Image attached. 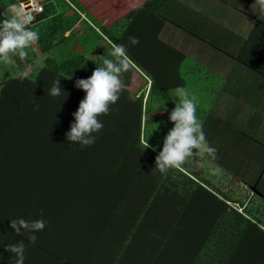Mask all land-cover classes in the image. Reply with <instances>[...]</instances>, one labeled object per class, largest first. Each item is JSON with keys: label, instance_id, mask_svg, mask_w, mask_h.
<instances>
[{"label": "trees", "instance_id": "obj_1", "mask_svg": "<svg viewBox=\"0 0 264 264\" xmlns=\"http://www.w3.org/2000/svg\"><path fill=\"white\" fill-rule=\"evenodd\" d=\"M15 3L16 0H0V22L12 17L10 9ZM42 4L44 12L26 27L38 32L44 62L38 66L31 57L35 50L29 47L26 59L13 56L6 71L0 68V74L9 77L0 82V264H15V254L5 251L4 245L21 240L26 245L24 263L28 256L31 258L33 247L44 250L49 258L56 252L38 242L31 244L29 232L16 234L10 220L43 218L47 226L36 233H48V227L66 231L64 237L58 233L62 250L78 252L68 232L77 226L73 233H84L86 220L74 210L91 218L93 206L112 197H117L115 204L124 208L129 202L127 194H131L128 199L137 197L136 206L141 205V197L146 208L164 204L183 220L192 222H187L184 235L188 231L194 238L193 257L201 252V257L210 253L216 264H264V207L249 206L250 199L236 198L199 180L187 166L163 174L153 170L162 146L150 129L155 128L159 135L160 129L173 123L166 121L169 115L149 113L163 108L159 101L168 94L167 84L174 83L167 76L170 71L162 70L164 79L159 75L161 70L151 71L155 76L146 102L143 96L132 93L130 72H123L122 93L110 114L99 117L104 127L96 134L95 144L81 148L66 139L65 134L75 122L73 113L86 95L74 86L75 81L89 78L96 67L102 66V59L99 58L100 65L95 58L104 40L101 31L117 44L124 42L110 30L99 31L86 22L82 32H76L79 17L75 11L66 14L73 8L65 0H45ZM68 29L71 31L65 36ZM127 50L129 56L137 58L128 47ZM105 58L111 59V54ZM14 68L20 72L15 77L11 72ZM24 71L30 73L27 78H22ZM56 79H60L68 95L53 98L48 94ZM183 81L180 75L176 83ZM37 105L38 110H34ZM201 116L197 112L198 120ZM146 142L158 146L156 151L145 148ZM197 208V215L194 211L190 217Z\"/></svg>", "mask_w": 264, "mask_h": 264}, {"label": "crops", "instance_id": "obj_2", "mask_svg": "<svg viewBox=\"0 0 264 264\" xmlns=\"http://www.w3.org/2000/svg\"><path fill=\"white\" fill-rule=\"evenodd\" d=\"M65 1L73 8L66 14L75 11L79 17L76 32H82L86 22L123 39V45L137 57L130 56L134 66L128 70L129 87L137 82L134 94L143 96L144 102L153 86L151 71L161 70L164 79V69L170 71L167 76L174 83L167 84L168 94L159 101L166 100L169 107L159 111L170 114L175 108L178 86L196 97L203 131L217 154L215 159L207 153L189 157L182 167L193 169L196 178L224 193H235L233 189L240 184L245 201L259 196L264 203V13L254 0ZM101 35L104 40L95 56L100 65L99 58L111 54L112 44H117L102 31ZM129 36L138 37L139 44L130 45ZM31 47L36 53L31 57L41 66L44 50L38 42ZM19 74L16 69L15 76ZM180 75L185 81L176 83ZM130 195L121 193L129 201L124 208L115 204L117 197L93 206L91 218L74 210L86 220L84 233H73L77 226L68 232L78 252L62 250L58 238L66 231L48 227V233H35L36 242L56 251L55 255L49 258L44 250L33 247L24 264H216L210 253L193 257L194 238L188 231L184 235L187 222H192L164 204L146 208L141 197V205L136 206L137 197L128 199ZM194 211L195 215L199 212L193 210L190 217Z\"/></svg>", "mask_w": 264, "mask_h": 264}, {"label": "clouds", "instance_id": "obj_3", "mask_svg": "<svg viewBox=\"0 0 264 264\" xmlns=\"http://www.w3.org/2000/svg\"><path fill=\"white\" fill-rule=\"evenodd\" d=\"M254 5L264 13V0H254ZM38 40V32L26 27L22 13L17 12L11 18L0 22V63L11 62L13 56H19L21 60L26 59L28 55L26 50ZM128 41L132 46L139 44V38L135 36H129ZM111 57V59L102 58V66L96 67L89 78L75 81L74 86L83 90L86 95L80 101L77 111L73 113L75 122L71 123L70 131L65 136L68 141L79 144L81 148L95 144L98 139L96 134L104 127L99 117L110 114L112 105L117 103L123 90L120 76L134 66L126 45L113 43ZM29 75L28 71H24L22 78H27ZM64 93L67 92L60 86V79L54 80L48 94L57 98ZM175 94L179 102L168 117L173 127L164 138L162 150L155 158L153 169L161 174L170 169H181L189 157L207 153L215 159L217 154V149L210 146L206 139L203 122L198 120L196 97L183 86H178ZM38 107L37 105L34 110H38ZM149 147L156 151L158 146L146 142L145 148ZM40 215L43 217L42 212ZM46 226L47 221L43 218L32 221L23 218L10 220V227L16 234L32 233L28 241L33 245L37 240L35 233L44 230ZM25 247L23 240L4 245L5 251L15 254V264H24Z\"/></svg>", "mask_w": 264, "mask_h": 264}, {"label": "rangeland", "instance_id": "obj_4", "mask_svg": "<svg viewBox=\"0 0 264 264\" xmlns=\"http://www.w3.org/2000/svg\"><path fill=\"white\" fill-rule=\"evenodd\" d=\"M13 7H15V6H13ZM11 65V64H10ZM9 65V66H10ZM6 66H7V64H4V63H0V68H6ZM12 72V74L15 76L16 75V68H14V70L13 71H11ZM7 78H9V77H5V76H3V75H0V80L1 81H4L5 79H7ZM134 81H137V79L136 80H133V82ZM136 83L137 82H135L134 84H132V86H130L129 87V89L132 91V93H134V91H136L138 88H139V86H136ZM170 96V95H169ZM162 103H164V104H161V106L162 107H169V104L168 103H166V100H164ZM164 110L163 111H152V112H150L149 113V116H154V115H159V116H162L163 114H164ZM165 115H169V113L168 114H165ZM166 121L168 122V123H170V121H169V119H166ZM173 126H169V127H164V128H162V129H160L159 131H161V133L159 134V135H157V134H155V128H151L150 130H151V134H152V137L154 138V139H157L159 142H160V144H161V146L163 147V141H164V138H165V136L167 135V133H168V131L172 128ZM224 186H225V184H224ZM228 186V185H227ZM240 184H239V186L237 187V188H234L233 189V191H235V193H233V195H234V197H236V198H241V199H243L244 200V198H245V196H246V192L245 191H243V190H241L240 189ZM250 191V190H249ZM250 200H253L254 201V203H253V201L250 203L249 202V206H251V204H254V205H256V206H258V205H260V208H262V207H264V205H262L261 206V203L259 202L260 201V199H259V196H256V200H254L252 197L250 198ZM253 205V206H254ZM255 208V207H254Z\"/></svg>", "mask_w": 264, "mask_h": 264}, {"label": "built area", "instance_id": "obj_5", "mask_svg": "<svg viewBox=\"0 0 264 264\" xmlns=\"http://www.w3.org/2000/svg\"><path fill=\"white\" fill-rule=\"evenodd\" d=\"M45 0H16V5L19 6L20 12L26 21V25L33 23L35 16L44 12Z\"/></svg>", "mask_w": 264, "mask_h": 264}, {"label": "water", "instance_id": "obj_6", "mask_svg": "<svg viewBox=\"0 0 264 264\" xmlns=\"http://www.w3.org/2000/svg\"><path fill=\"white\" fill-rule=\"evenodd\" d=\"M15 9H16V12L12 11L14 15H15L17 12H20V8H19V6H16Z\"/></svg>", "mask_w": 264, "mask_h": 264}]
</instances>
